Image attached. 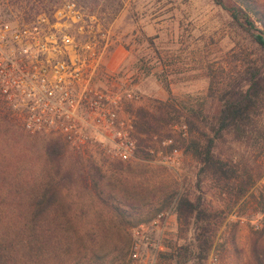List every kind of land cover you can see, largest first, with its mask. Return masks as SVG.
Here are the masks:
<instances>
[{"label":"rangeland","instance_id":"1","mask_svg":"<svg viewBox=\"0 0 264 264\" xmlns=\"http://www.w3.org/2000/svg\"><path fill=\"white\" fill-rule=\"evenodd\" d=\"M27 1L31 3L29 8L0 5V24L28 23L65 1H75L98 15L102 28L110 31L101 84L110 91L127 89L134 93L136 99L129 105L130 114L150 100H166L168 91L179 100L204 97L210 79L213 78L215 87L219 88L229 77L235 76L244 59L252 62L264 56L211 0H45L44 7L40 5L39 9L34 8L37 2L26 0L23 3ZM256 1L264 6V0ZM164 82L168 84V91L164 89ZM48 139L61 141L55 137ZM25 141L15 145L13 140L0 135L1 157L18 158L24 152L14 161L24 168V173L0 184V264L35 262L32 258L34 243L24 246L27 231L24 212L14 200L20 194L11 190L25 177L31 180L38 177L42 166L43 157L36 153V148L22 149ZM61 143L65 169L75 160L80 162V169L91 176V167L98 168L103 177L101 185H105L102 199L107 200L109 192L111 195L119 191L128 204L134 205L133 209L125 210V223L120 226L114 222L111 209L94 199L93 194L89 196L81 188H73L65 194V200L73 204L70 213L74 222L60 230L54 225L41 229L46 252L50 255H45V264H127L131 229L149 222L163 210H170L173 215L162 237L164 253L169 247L184 245L192 237L191 230L180 232L173 203L169 204L168 199L177 194H188L191 199L201 195L213 209L223 208L210 182L197 179L196 163L180 152L172 156L169 164L161 161L160 153L149 162L123 163L102 155L89 154L88 159L75 156ZM119 164L122 171L116 170ZM110 186L114 190H110ZM262 187L264 180L257 183L256 195ZM242 203L215 228L211 248L201 264H207L212 250L218 252L219 264H242L247 259L248 240L252 233L262 229L263 214L260 206L251 204L249 199ZM50 236H56L61 243L48 244ZM164 253H158L157 264H168L160 260Z\"/></svg>","mask_w":264,"mask_h":264},{"label":"trees","instance_id":"2","mask_svg":"<svg viewBox=\"0 0 264 264\" xmlns=\"http://www.w3.org/2000/svg\"><path fill=\"white\" fill-rule=\"evenodd\" d=\"M24 1L0 0V5L8 8L17 4L21 9L29 8L31 3ZM34 1L37 2L34 4L36 9L45 2ZM211 1L264 55V6L256 0ZM238 70L219 88L215 87L214 79H210L204 97L176 99L164 82V89L169 94L166 100H150L147 105L132 111L137 159L134 162H149L158 153L165 156L180 152L189 156L198 166L197 179L209 181L223 203L222 209H213L201 195L194 199L188 194L168 198L169 204L173 203L180 232L191 230L192 236L184 245L169 247V251L160 256V260L168 264H201L211 248L215 228L246 199L260 206L263 226L251 234L248 257L242 264H264V187L257 191V195L255 192L257 183L264 180V56L252 62L244 59L243 66ZM0 135L13 140L15 145L25 141L24 137L31 139L25 141L22 149L36 148V153L43 157L38 177L32 180L25 177L11 189L20 194L14 200L24 212L23 220L27 228L24 246L34 243L33 264H45V255H49L41 229L54 225L60 230L62 226L74 222L70 213L73 204H67L65 200V194L73 188H81L89 196L93 194L94 199L109 211L111 209L114 222L124 225L125 210L133 209L134 204H128L119 191L111 195L109 192L107 200L102 199L105 185H101L103 177L98 168L91 167V176L84 173L79 167L80 162L75 160L69 169H65L61 141L29 135L2 104ZM18 158L0 156V184L24 173V168L14 162ZM120 165L116 170L122 171ZM110 190L114 189L111 187ZM49 241L48 244L61 243L56 236H50ZM22 264L29 263L24 261Z\"/></svg>","mask_w":264,"mask_h":264},{"label":"built area","instance_id":"3","mask_svg":"<svg viewBox=\"0 0 264 264\" xmlns=\"http://www.w3.org/2000/svg\"><path fill=\"white\" fill-rule=\"evenodd\" d=\"M110 31L98 15L65 1L21 25L0 24V104L31 136L55 137L79 155L137 161L130 90L101 84ZM171 155L162 156L169 164ZM173 215L156 214L130 231L127 264H157ZM207 264H219L212 250Z\"/></svg>","mask_w":264,"mask_h":264}]
</instances>
